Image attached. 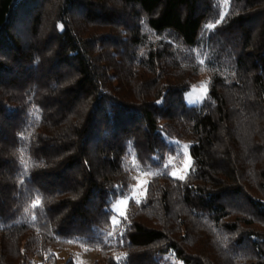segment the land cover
Returning <instances> with one entry per match:
<instances>
[{"label":"trees","instance_id":"1","mask_svg":"<svg viewBox=\"0 0 264 264\" xmlns=\"http://www.w3.org/2000/svg\"><path fill=\"white\" fill-rule=\"evenodd\" d=\"M72 247L264 264V0H0V264Z\"/></svg>","mask_w":264,"mask_h":264},{"label":"rangeland","instance_id":"2","mask_svg":"<svg viewBox=\"0 0 264 264\" xmlns=\"http://www.w3.org/2000/svg\"><path fill=\"white\" fill-rule=\"evenodd\" d=\"M227 1L228 0H223L224 7H226ZM207 84L208 76L204 75L185 94V102L190 105L199 103L205 96ZM169 161H171V163H169ZM190 166L191 158L188 153V145L186 142L177 141V153L174 156L169 157L167 161L168 172L171 175L175 172V177H180L188 171ZM150 175V172H141L136 170L130 192L126 196L119 198L112 207L113 215L111 221L114 225L120 224L130 200L138 201L144 196ZM121 201L126 202L122 203ZM97 255L96 250L85 251V249L73 247L64 251L56 252L58 264H63L70 257L73 259L75 264H92ZM160 259L162 264H182L172 255L160 256ZM34 264H43V262L41 259H34Z\"/></svg>","mask_w":264,"mask_h":264},{"label":"snow or ice","instance_id":"3","mask_svg":"<svg viewBox=\"0 0 264 264\" xmlns=\"http://www.w3.org/2000/svg\"><path fill=\"white\" fill-rule=\"evenodd\" d=\"M185 147H187V146H185ZM169 163H171V161H169ZM172 175H173V176H175V175H176V173H175V172H173V173H172ZM179 178H180V179H184V177H183V176H180ZM121 202H122V203H124V202H126V201H121Z\"/></svg>","mask_w":264,"mask_h":264}]
</instances>
